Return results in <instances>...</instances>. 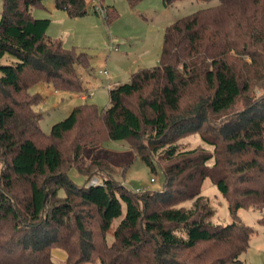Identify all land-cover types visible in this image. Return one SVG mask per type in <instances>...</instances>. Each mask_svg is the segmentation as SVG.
I'll use <instances>...</instances> for the list:
<instances>
[{
    "label": "trees",
    "instance_id": "trees-1",
    "mask_svg": "<svg viewBox=\"0 0 264 264\" xmlns=\"http://www.w3.org/2000/svg\"><path fill=\"white\" fill-rule=\"evenodd\" d=\"M43 2L4 0L0 14V59L14 58L0 63V264H56L55 248L63 264H245L255 229L238 211L264 208V0H219L178 18L158 65L112 85L106 107L77 105L49 133L30 88L85 92L77 64L89 57L47 35L51 19L33 15ZM54 3L72 17L89 12L87 0ZM102 6L111 22L116 8ZM191 133L202 145L176 143ZM109 140L127 141L152 171L161 157L163 188L117 180ZM74 167L86 182L72 179ZM206 179L231 223L214 222Z\"/></svg>",
    "mask_w": 264,
    "mask_h": 264
},
{
    "label": "rangeland",
    "instance_id": "rangeland-1",
    "mask_svg": "<svg viewBox=\"0 0 264 264\" xmlns=\"http://www.w3.org/2000/svg\"><path fill=\"white\" fill-rule=\"evenodd\" d=\"M3 3L4 0H0V14ZM218 3L219 0H178L166 6L163 0H141L132 7L129 0H87L88 14L72 17L65 10L55 8L54 0H44L41 6L33 9V15L51 19L47 35L62 40L66 47L86 52L89 63L85 67L77 64L87 93L86 100L81 98L83 92L57 91L48 82H39L30 88L31 93H40L43 97V102L38 106L43 113L40 121L42 129L49 133L54 123L66 118L74 107L84 102L95 103L100 108L108 106L111 82L117 84L128 81L139 69L159 64L164 31L169 24ZM102 4L116 8L117 16L111 22L106 21ZM6 57L14 60L12 56ZM6 57L1 58L0 63L9 62ZM103 69H107L109 74L102 73ZM106 143V146L114 149L112 151L116 160L113 167L117 180L137 192L163 188L165 175L160 166L164 162L161 157H157L156 170L152 171L144 160L135 156L127 141L109 140ZM176 143L186 149L202 145L196 133L181 136ZM92 155L93 150L88 149L86 156ZM126 163L129 166L123 174V165ZM70 176L78 184L88 179L75 167L70 170ZM94 179L99 178L94 176L90 181ZM203 194L211 199L216 210L213 217L215 223L228 224L233 221L226 199L209 179L204 182ZM238 215L242 222L255 229L241 259L245 264H264V222L261 221L264 208H241ZM53 254L56 264H63L66 254L57 248Z\"/></svg>",
    "mask_w": 264,
    "mask_h": 264
},
{
    "label": "built area",
    "instance_id": "built-area-1",
    "mask_svg": "<svg viewBox=\"0 0 264 264\" xmlns=\"http://www.w3.org/2000/svg\"><path fill=\"white\" fill-rule=\"evenodd\" d=\"M96 9L98 10V7H97ZM101 72L104 73V74H107V75L109 74V72H108L107 69H103ZM109 86L111 87L112 85L109 84ZM98 181H99V179H94V180H92L90 183H91V184H95V183H98ZM137 190H139V189H137Z\"/></svg>",
    "mask_w": 264,
    "mask_h": 264
},
{
    "label": "crops",
    "instance_id": "crops-1",
    "mask_svg": "<svg viewBox=\"0 0 264 264\" xmlns=\"http://www.w3.org/2000/svg\"><path fill=\"white\" fill-rule=\"evenodd\" d=\"M54 7H55V3H54ZM56 8V7H55ZM132 74V73H131ZM115 82V81H114ZM118 83V82H117ZM111 85H116V84H113L112 82L110 83ZM86 95V96H85ZM81 98L82 99H84V100H86L87 99V93L86 92H83L82 94H81Z\"/></svg>",
    "mask_w": 264,
    "mask_h": 264
}]
</instances>
